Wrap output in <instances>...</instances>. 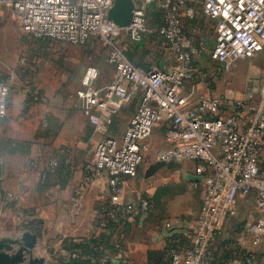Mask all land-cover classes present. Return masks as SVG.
<instances>
[{"label": "built area", "instance_id": "built-area-1", "mask_svg": "<svg viewBox=\"0 0 264 264\" xmlns=\"http://www.w3.org/2000/svg\"><path fill=\"white\" fill-rule=\"evenodd\" d=\"M130 23L120 28L107 19L113 0H0V7L13 11L23 30L37 39H50L82 46L99 37L107 46L110 80L97 84L100 73L87 67L76 92L84 118L93 119V160L84 171L88 179H106L112 196L122 192L125 178H135L147 149V140L158 126L163 142L155 151L158 162H196L194 175L200 181V209L190 235V246L171 251L169 264H209L212 246L223 223L237 216V200L252 197L254 209L242 230L252 246L264 244V104L249 122L241 111L250 97L224 104L211 94L198 93L191 83L196 76L193 61L204 54V45L186 35L185 24L195 19L192 0H131ZM204 17L213 20V56L224 70L237 61L253 58L264 47V0H199ZM163 14L156 30L175 59V67L143 69L125 56L119 38L126 34L131 43L152 32L148 11ZM23 62V61H22ZM9 82L0 80V119L8 114ZM22 94L32 101L43 98L26 87ZM136 101L133 114L120 140L108 135L111 118ZM231 108V111L227 109ZM37 167V163H34ZM40 166V165H39ZM58 161L50 158L39 167V181L54 174ZM2 176L0 175V181ZM128 217L146 213L149 202L141 196L136 205H111ZM107 217H113L112 212ZM105 217L100 227H104ZM252 256L249 255L248 264ZM118 258L114 260L117 264ZM258 264H264V257Z\"/></svg>", "mask_w": 264, "mask_h": 264}, {"label": "rangeland", "instance_id": "rangeland-1", "mask_svg": "<svg viewBox=\"0 0 264 264\" xmlns=\"http://www.w3.org/2000/svg\"><path fill=\"white\" fill-rule=\"evenodd\" d=\"M152 9L148 14V24L152 32L144 37L142 46L134 47L125 33L119 38L125 55L132 56L134 59L132 63L143 69L150 68V64L159 68V61L170 53L166 48V44L156 34L163 14ZM186 35L193 36L197 42L204 45L205 52L196 60L195 70L197 74L203 76L206 88L209 89L211 95L220 99L224 104L229 103L231 100H242L250 97V100L246 102L248 104L247 109L241 111L243 122L249 123L264 104V49L255 57L239 60L229 70H224L213 56L212 39H214V32L212 29L200 32L189 27L186 30ZM210 41L211 43H209ZM106 55L107 46L99 37H91L82 46L34 38L23 30L11 8L0 7V80L7 81L10 84L8 99L10 104L12 96H24L23 105L25 108L19 110L18 114L29 120L27 127H33L35 133L39 132L44 135L45 144L48 146V150L47 147L45 150L44 147L41 148L32 141H13L15 144H11V146L15 149V152L8 153L4 149V154L22 155L24 162H16L21 169L27 163L28 167L32 168V172L37 173L39 178L40 162L50 158L57 159L64 172L70 167L69 164H71L72 159L80 158V165L83 169L92 162L94 145L93 142L92 144L89 143V139L93 135V119H87L81 115L77 106L76 92L80 87L81 77L87 67L98 69L100 77L97 84L108 83L111 67L106 62ZM26 87L36 91L43 99L36 102L32 101L29 96L22 94ZM122 112L123 110L111 118L108 130V135L118 140L122 138L127 126V122L119 115ZM0 120L3 121V119ZM15 127L22 128V125L18 127L16 125ZM163 130L161 127H156L147 140L148 150L144 154L141 166L152 163L155 149L161 147L159 143L162 139ZM71 153L72 156H70ZM68 157H71L69 161ZM4 159L2 160L4 161ZM34 163H37L38 166L35 167ZM74 164L75 167L77 163L74 162ZM5 174L6 172L2 173L0 171L2 176L0 202L8 201V205L12 208L15 205V197L12 193L4 190L3 178ZM10 176H17V174L12 172ZM59 178L60 181L66 180V175L59 174ZM38 185L41 184L38 183ZM246 198L248 204L245 205L246 201L242 203L239 216L242 225L253 211V198ZM248 206L249 209L247 210ZM40 227V223L36 222L33 232L38 233ZM1 228L2 225L0 226V236L2 234L11 236L5 238L22 239V234L27 232V229L16 228L14 231L7 233L8 231L1 230ZM30 233L35 236L34 233ZM218 236L220 235L216 236L212 250H215L217 246ZM223 237L220 242L225 239L224 245L232 243L229 237ZM243 238H245L243 242L237 241V243L246 249L251 248L249 250L252 255L251 263H260L261 257L253 254L255 248L250 246L251 244L245 235ZM30 239L31 242L34 240V245L31 248L33 255L44 254L49 258L48 264H53L50 262V255L53 254L52 251L54 250L49 246V240L45 242L48 246V254L45 255L38 236H30Z\"/></svg>", "mask_w": 264, "mask_h": 264}, {"label": "crops", "instance_id": "crops-1", "mask_svg": "<svg viewBox=\"0 0 264 264\" xmlns=\"http://www.w3.org/2000/svg\"><path fill=\"white\" fill-rule=\"evenodd\" d=\"M192 2L195 8V19L186 22L185 33L189 27L190 29L194 28L195 31L201 32L202 30L212 29L214 32L215 22L203 16L199 0H192ZM141 42L131 44L136 47ZM212 43V47H214V39H212ZM167 50L170 53L159 61V68L162 70H169L176 65L173 54L168 48ZM197 59L199 57H196L193 61L194 67ZM152 65L150 64V68L153 67ZM190 84L196 86L198 93L210 94L202 75L196 74L193 81L186 85L187 89L191 87ZM11 98V104L10 101L8 102L7 117L3 121L0 120V171L2 173L6 172L3 178V187L4 190L14 195L15 205L11 208L8 201L0 202L1 230L8 231L7 233L14 231L16 228L24 230L25 225L39 222L41 225L39 233H34L28 229L27 231L38 236L45 255L48 254V246L45 242L49 240V246L54 250L52 251L53 256L49 254L51 256L50 262L57 264L53 258L54 256L66 254L62 248L65 239L73 243H79L81 240L90 238L93 235L96 236L101 232L97 227V220L100 217V211L107 205H136L141 196L146 195L152 198L156 190L163 187L167 189L166 196L161 200L165 217H160L159 207L153 204L149 207L148 212L130 216L128 221L131 223V230L127 236L122 238L121 255L117 258L121 257V264H146L147 253L162 250L168 237L172 235L182 236L190 242L193 224L199 213L201 203L200 187L190 181V177L195 176L196 162L171 161L160 163L154 156L152 163L138 167L136 178L124 179L122 192L118 196H112L109 193L106 179L98 181L88 179L86 172L80 165V158L72 159L66 172H61V174L66 175L65 183L60 181V172L49 175L44 182H40L37 173L32 172L33 169L31 168V170L27 163L23 165L22 169L16 163L17 161L24 162L22 155L4 154L5 145L10 140L32 141L35 145L41 148L44 147L45 150L47 147L48 150L44 135L39 132L35 133L33 127H27L29 120L18 114L19 110L24 107V96H12ZM135 106L136 101H133L124 107L123 112L119 114L127 124ZM227 110L231 111V108ZM16 125L17 127L22 125V128H16ZM161 138L159 146L163 142V133ZM97 140L98 136L93 134L89 139V143L92 144L93 142L94 145ZM263 152L264 149L261 157V165L264 168ZM70 156H72V153ZM70 159L71 157H68V161ZM48 160L40 162L39 167H44ZM74 162L77 163L75 167ZM155 165H158V169L151 175L146 176L147 170ZM12 172L16 173L17 176H10ZM38 183L41 185H38ZM245 201V205H247V198L237 200L238 215L224 221L220 236L217 237V246L215 250L213 249L217 258L222 255L223 251L231 252L232 254L228 256V264H246L243 258L247 254L251 255L250 247V249H246L237 243V241L243 242V239H245L243 238L242 221L239 218L241 205ZM4 235L2 234L0 238L11 237ZM223 236L229 237L232 243L224 245L225 239L220 242V239L224 238ZM250 246L255 248L253 254L260 256L262 260L264 257V244L257 247ZM35 257L45 258L46 264H48L49 258L44 254H37Z\"/></svg>", "mask_w": 264, "mask_h": 264}, {"label": "trees", "instance_id": "trees-1", "mask_svg": "<svg viewBox=\"0 0 264 264\" xmlns=\"http://www.w3.org/2000/svg\"><path fill=\"white\" fill-rule=\"evenodd\" d=\"M153 8V7H152ZM151 8V9H152ZM150 9V11H151ZM153 8L152 10H154ZM156 10V9H155ZM148 11V14L150 13ZM144 39V38H143ZM143 39L140 41L141 43L136 46H142ZM50 40V39H47ZM139 43V42H138ZM125 54V52H124ZM126 56V55H125ZM127 59L132 63V56H126ZM135 65L134 63H132ZM137 66V65H135ZM25 103V102H24ZM10 143V144H9ZM13 141H8L5 145V150L8 153H14L15 149L11 146ZM58 167L55 173L63 172L60 166ZM158 169V165L150 167L146 176L151 175ZM54 173V174H55ZM66 180L63 179V183ZM167 194L166 188L157 189L152 198L143 195L149 202V206L156 205L160 209V217H165L164 206L161 203L163 197ZM149 211V210H148ZM147 211V212H148ZM112 212V218L107 217V214ZM105 217V225L104 227H100L101 218ZM128 216H126L122 209L115 210L114 207L107 205L103 210L100 211V217L97 220V227L101 230L98 235H93L90 238L83 239L79 243H73L65 239L63 241L62 248L66 252L65 255L54 256L53 260L57 264H111L114 263V260L121 255V240L123 237L127 236L131 230V223L128 221ZM34 224L25 225V229L32 230L34 229ZM118 230V231H117ZM117 231V232H116ZM39 233V232H38ZM190 246V242L185 239V237L172 235L168 237L165 243V247L159 251H151L147 253L146 264H169V257L171 251H180L182 249H186ZM231 252L223 251L222 255L217 258L216 253L214 252V256L209 261V264H228V256L231 255ZM249 259V254L243 258L244 262L248 264L247 260ZM121 257L118 258V263L121 264Z\"/></svg>", "mask_w": 264, "mask_h": 264}, {"label": "water", "instance_id": "water-1", "mask_svg": "<svg viewBox=\"0 0 264 264\" xmlns=\"http://www.w3.org/2000/svg\"><path fill=\"white\" fill-rule=\"evenodd\" d=\"M134 5L131 0H113V6L107 13V19L120 28L126 27L132 16ZM190 181L198 182L200 178L191 176ZM30 232H24L21 238H0V264H46L43 257H35L31 251ZM32 238V237H31Z\"/></svg>", "mask_w": 264, "mask_h": 264}]
</instances>
